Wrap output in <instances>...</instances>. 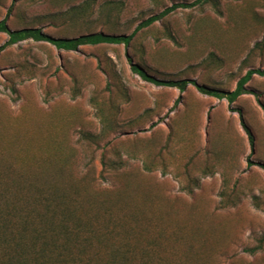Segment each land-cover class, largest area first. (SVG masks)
Instances as JSON below:
<instances>
[{
  "label": "rangeland",
  "instance_id": "rangeland-1",
  "mask_svg": "<svg viewBox=\"0 0 264 264\" xmlns=\"http://www.w3.org/2000/svg\"><path fill=\"white\" fill-rule=\"evenodd\" d=\"M193 1L0 0V20L52 37L128 34L164 7ZM263 38L264 0H206L176 8L127 47L63 50L32 39L6 47L0 153L13 147L27 155L32 173L53 179L62 170L64 180L91 183L90 195L107 194L121 215L126 206L158 215L156 227L174 232L164 262L264 264V169L257 164H264V75L254 74L248 92L228 105L190 83L179 92L147 82L127 60L156 79L232 90L247 70L264 68ZM6 39L1 32L0 46ZM237 110L254 136L252 152ZM102 156L124 166L104 170ZM190 178L199 180L192 194L181 189Z\"/></svg>",
  "mask_w": 264,
  "mask_h": 264
},
{
  "label": "trees",
  "instance_id": "trees-1",
  "mask_svg": "<svg viewBox=\"0 0 264 264\" xmlns=\"http://www.w3.org/2000/svg\"><path fill=\"white\" fill-rule=\"evenodd\" d=\"M201 2L206 0H195L189 4L172 3L159 13L142 20L128 34L92 32L72 38L52 37L33 27L12 30L5 19H1L0 33H5L7 39L0 46V51L27 39L47 42L63 50L100 44H121L127 47L141 29L163 19L176 8L194 6ZM263 43L264 38L261 41ZM257 46L259 43H255L254 47ZM127 60L130 69L147 82L174 87L179 92H183L190 83L201 94L225 99L228 105L248 92L245 85L254 74L264 75V68L249 69L238 78L232 90H223L190 79H156L129 56ZM10 92L16 94L14 86L10 87ZM179 98L174 104H177ZM237 111L252 152L254 136L241 112ZM82 136L95 139L89 133H83ZM8 153L6 157L0 153V264H176L162 260L165 259L163 254H166L163 247L167 246L166 242L170 241L174 232L166 234L162 228L156 227L157 220H161L158 215L148 218L128 206L121 215L123 208L114 204L107 194L90 195L88 190L93 189L91 183L64 180L62 170L54 174L53 179L48 178L50 175L42 176L43 171L32 173L25 153L13 147ZM15 159L20 160L21 165L13 164ZM247 163L250 165L251 161ZM101 164L104 170L112 171L124 166L121 160L106 161L104 156L101 157ZM257 164L264 169L263 163ZM198 187L199 180L190 178L181 189L192 194L193 189ZM261 248L262 243H259L246 251L253 254Z\"/></svg>",
  "mask_w": 264,
  "mask_h": 264
}]
</instances>
